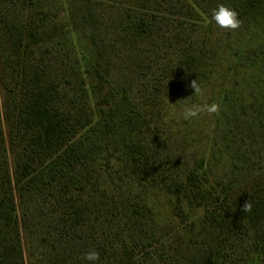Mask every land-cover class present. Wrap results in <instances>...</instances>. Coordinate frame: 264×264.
<instances>
[{"label": "trees", "instance_id": "1", "mask_svg": "<svg viewBox=\"0 0 264 264\" xmlns=\"http://www.w3.org/2000/svg\"><path fill=\"white\" fill-rule=\"evenodd\" d=\"M83 1L0 0V264H264V0Z\"/></svg>", "mask_w": 264, "mask_h": 264}, {"label": "rangeland", "instance_id": "2", "mask_svg": "<svg viewBox=\"0 0 264 264\" xmlns=\"http://www.w3.org/2000/svg\"><path fill=\"white\" fill-rule=\"evenodd\" d=\"M41 9H45L47 13L50 15L51 19H53L54 21L61 22L67 26H71L72 22L74 21L73 15L74 14L78 15L80 11L85 10V3L84 1L83 3H79V0H41L37 10L34 13H38L39 11H41ZM171 19H173L172 16H171ZM163 28H164V32L166 35L172 36L174 34L175 28H174V23L172 21L168 27L165 25ZM75 39L81 45L84 43V40L81 39L80 37L76 36ZM166 40H167L166 42H168V39ZM61 71L62 70L60 69L56 72L57 74H60ZM9 166L10 168H13V160H12L11 155H9ZM39 197L40 198H38L37 200V202L39 203L37 204L39 208L48 209L49 198L45 196H41V195ZM50 215L51 214L45 213L44 217L40 218V221L43 219L42 223H39V225L45 226L44 231L46 232L48 231L47 235L49 237H51L56 231L55 227L51 225L52 219L49 217ZM37 232L39 231H36V233H33L32 236L30 237L29 233H26L24 230L22 231V243H23L24 253H25L27 260L29 259V253L31 249L33 248L31 247V244H30L31 239H33L36 236Z\"/></svg>", "mask_w": 264, "mask_h": 264}, {"label": "clouds", "instance_id": "3", "mask_svg": "<svg viewBox=\"0 0 264 264\" xmlns=\"http://www.w3.org/2000/svg\"><path fill=\"white\" fill-rule=\"evenodd\" d=\"M210 18L215 26L222 31L235 30L240 23L237 13L224 3H219L212 9ZM190 87L195 89L194 93L199 92L196 80L191 82ZM215 110L216 108L214 105L207 109L209 112H214ZM179 114L184 120H189L195 118L199 114V109L195 105H184L180 109ZM248 208L249 205L245 204L244 211H248ZM82 260L86 262V264H98L99 254L96 250H89L83 254Z\"/></svg>", "mask_w": 264, "mask_h": 264}]
</instances>
